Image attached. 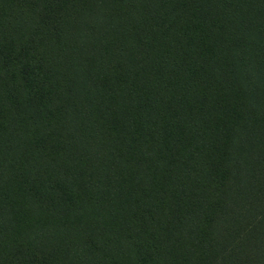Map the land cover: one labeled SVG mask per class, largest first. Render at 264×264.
Listing matches in <instances>:
<instances>
[{
	"label": "trees",
	"instance_id": "1",
	"mask_svg": "<svg viewBox=\"0 0 264 264\" xmlns=\"http://www.w3.org/2000/svg\"><path fill=\"white\" fill-rule=\"evenodd\" d=\"M0 264H264V0H0Z\"/></svg>",
	"mask_w": 264,
	"mask_h": 264
}]
</instances>
